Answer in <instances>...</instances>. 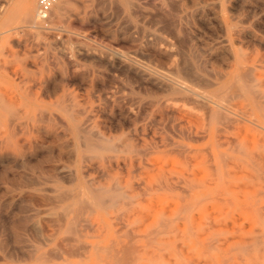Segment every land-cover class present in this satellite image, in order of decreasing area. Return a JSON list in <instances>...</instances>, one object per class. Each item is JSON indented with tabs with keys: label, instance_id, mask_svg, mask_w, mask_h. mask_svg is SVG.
<instances>
[{
	"label": "rangeland",
	"instance_id": "1",
	"mask_svg": "<svg viewBox=\"0 0 264 264\" xmlns=\"http://www.w3.org/2000/svg\"><path fill=\"white\" fill-rule=\"evenodd\" d=\"M62 1L43 22L37 0L33 20L25 0H0V264H264V0ZM113 51L196 71L206 105ZM214 104L224 113L207 116Z\"/></svg>",
	"mask_w": 264,
	"mask_h": 264
},
{
	"label": "bare ground",
	"instance_id": "2",
	"mask_svg": "<svg viewBox=\"0 0 264 264\" xmlns=\"http://www.w3.org/2000/svg\"><path fill=\"white\" fill-rule=\"evenodd\" d=\"M180 1V0H179ZM194 1V0H193ZM193 1H192V3H193ZM201 1V0H200ZM234 1V0H233ZM176 2V1H175ZM178 2V1H177ZM198 2V1H197ZM101 3V2H100ZM171 3V2H170ZM168 3L169 4V6L172 8V7H174V6H176L175 4L176 3ZM182 3H183V1H182ZM31 4H32V7H31ZM173 4V6H171ZM199 4V3H198ZM34 5H35V0H25V8H26V12H25V15H26V18L28 19V20H33V11H34V9H35V7H34ZM105 5H106V3H105ZM105 5H104V7H105ZM56 7L57 6V8H56V11H55V17L57 18V19H60L61 18V16L63 15V14H65V12L66 11H68L70 8H72V7H67V6H65L64 4H63V1L62 0H59L58 2H56L54 5H53V7ZM71 6V5H70ZM215 6V5H214ZM53 7H52V9H53ZM107 7V6H106ZM168 7V6H167ZM201 7V6H200ZM199 7V8H200ZM102 8V7H101ZM210 8V7H209ZM216 8H218V7H216ZM52 9H51V11H52ZM114 9V8H113ZM118 9H120V7L118 8ZM168 9H170V8H168ZM176 9V8H175ZM214 9H215V7H214ZM171 10H174V8H172ZM171 10H170V13L172 14V12H171ZM179 10V9H178ZM50 11V12H51ZM114 11V10H113ZM158 11V10H157ZM175 11V10H174ZM177 11V10H176ZM200 11H201V9H200ZM116 12V11H115ZM134 12H137V11H134ZM165 12V11H164ZM180 12V11H179ZM94 13V12H93ZM122 13V12H121ZM156 13V15H158L157 14V12H155ZM166 13H167V11H166ZM226 13V12H225ZM91 14V13H90ZM110 14V13H109ZM149 14V13H148ZM161 14V13H160ZM159 14V15H160ZM168 14H169V11H168ZM193 14V13H192ZM195 14V13H194ZM36 15H37V13H36ZM99 16H100V14H98ZM121 15V14H120ZM139 15V14H138ZM137 15V16H138ZM142 15V14H141ZM140 15V16H141ZM145 15V14H144ZM156 15H155V17H156ZM158 15V17H161V16H159ZM210 15V14H209ZM117 16V15H116ZM154 16V15H153ZM152 16V17H153ZM164 16V15H163ZM163 16H162V18H163ZM211 16V15H210ZM167 17V16H166ZM174 17H175V15H174ZM189 17V16H188ZM193 17V16H192ZM200 17V16H199ZM230 17V16H229ZM141 18V17H140ZM170 18V17H169ZM183 18V17H182ZM190 18V17H189ZM114 19V18H113ZM123 19H124V17H123ZM142 19V18H141ZM163 19H165L166 20V18H165V16H164V18ZM185 19V18H184ZM183 19V20H184ZM195 18H193V20H194ZM204 19V18H203ZM125 20V19H124ZM123 20V22H125ZM150 20V19H149ZM157 20V19H156ZM165 20L163 21L164 22V27H165ZM217 20H218V18H217ZM41 21V20H40ZM43 22H47L48 20H42ZM59 22H60V20H58ZM120 21H122V19L120 20ZM167 21H168V19H167ZM185 21V20H184ZM189 21V20H188ZM57 22V21H56ZM58 22V23H59ZM149 22V21H148ZM156 22V21H155ZM162 22V21H161ZM178 22V21H177ZM34 23V22H33ZM122 23V22H121ZM151 23V22H150ZM175 23H176V21H175ZM181 23V22H180ZM190 23V22H189ZM55 24V23H54ZM60 24V23H59ZM58 24V25H59ZM75 24H77L76 22H75ZM75 24H72V25H75ZM148 24V23H147ZM155 24V23H154ZM172 24V23H171ZM182 24V23H181ZM222 24V23H221ZM71 25V24H70ZM129 25V24H128ZM152 25H153V23H152ZM151 25V26H152ZM173 25V24H172ZM174 25H177V23L176 24H174ZM218 25V24H217ZM169 26V29H170V25H168ZM113 27V26H112ZM129 27H131V26H129ZM128 27V29H131V28H129ZM177 28V27H176ZM205 28V27H204ZM207 28V27H206ZM165 29V28H164ZM239 29V28H238ZM180 30H181V28H180ZM128 31V30H127ZM224 31V30H223ZM239 31V30H238ZM165 32H167L166 30H165ZM164 32V33H165ZM186 32V31H185ZM233 32H234V30H233ZM232 32V33H233ZM71 33H73V32H71ZM139 33H140V31H139ZM162 33V32H161ZM168 33V32H167ZM173 34V36L175 35L174 33H175V31H174V33H173V29H172V31H170L169 30V34ZM188 33V32H187ZM186 33V34H187ZM133 34V33H132ZM199 34V33H198ZM120 35V34H119ZM124 35V34H123ZM146 35V34H145ZM145 35H143V36H145ZM151 35V34H150ZM223 35V34H222ZM126 36V35H125ZM153 36V35H152ZM151 36V37H152ZM155 36V35H154ZM168 36V35H167ZM221 36V35H220ZM120 37V36H119ZM176 37V36H175ZM125 38V37H124ZM128 38V37H127ZM169 38H172V37H169ZM152 39V38H151ZM175 39V38H174ZM178 39V38H177ZM183 40L184 38H179V40ZM146 40H147V38H146ZM159 39H157V41H158ZM176 40V39H175ZM180 40V41H181ZM113 41H115V43H116V41L117 40H113ZM131 41V40H130ZM129 41V42H130ZM153 41V40H152ZM161 41V40H160ZM163 41V40H162ZM112 42V41H111ZM110 42V43H111ZM118 42V41H117ZM120 42V41H119ZM182 42V41H181ZM181 42H179L180 43V45L178 44V46H180L179 48H180V50H181V47H183V42H182V44H181ZM187 42H189V41H187ZM221 42H223V41H221ZM226 42H227V39H226ZM122 42H120V44H121ZM163 43V42H162ZM192 43V42H191ZM236 43V42H235ZM119 44V45H120ZM186 44V43H185ZM177 45V44H176ZM182 45V46H181ZM192 45V44H191ZM194 45V44H193ZM114 46H116V45H114ZM227 46V45H226ZM160 47V46H159ZM194 47V46H193ZM196 47V46H195ZM158 48V47H157ZM78 49V48H77ZM163 49V48H162ZM194 49V48H193ZM201 49V48H200ZM150 50V49H149ZM168 50V49H167ZM166 50V51H167ZM180 50H179V52H178V50H175V51H177L178 52V54L180 53ZM189 50H191V49H189ZM223 50V49H222ZM235 50V49H234ZM88 51V50H87ZM165 51V50H164ZM202 51V50H201ZM200 51V52H201ZM76 52V51H75ZM152 52V51H151ZM151 52H149V53H151ZM169 52V51H168ZM184 52V51H183ZM200 52H199V55H200ZM203 52V51H202ZM204 52H207V51H204ZM231 52V51H230ZM100 53H102V52H100ZM137 53H139V52H137ZM175 53V52H174ZM182 53V52H181ZM181 53H180V55H181ZM196 53V52H195ZM132 54V53H131ZM175 54H177V53H175ZM178 54L176 55V56H178ZM190 54V53H189ZM84 55V54H83ZM98 55V54H97ZM100 55V54H99ZM134 55V54H133ZM140 56H144V54L143 55H141V54H139ZM138 55V57H140ZM146 55V54H145ZM179 55V56H180ZM191 55V54H190ZM64 56H65V53H64ZM88 56V55H87ZM94 56V55H93ZM106 56V55H105ZM137 56V55H136ZM148 55H146L145 57H144V59H146V57H147ZM172 56V55H171ZM179 56H178V59L177 60H179ZM181 56H183V53H182V55ZM208 56V55H207ZM84 57V56H83ZM100 57V56H99ZM159 57V56H158ZM169 57V56H168ZM197 57V56H196ZM63 58V57H62ZM97 58H98V56H97ZM161 58H162V56H161ZM164 58V57H163ZM182 58V57H181ZM136 59V58H135ZM141 59V58H140ZM188 59V58H187ZM197 59V58H196ZM67 60V59H66ZM113 60L115 61V62H117V64L119 63L120 65H123V66H125V67H128L129 69H131V70H134V71H136V72H138L140 75H142V76H145L147 79H149L150 80V82L152 81V82H154L155 84H161V85H163V86H167V88H169V90L171 91V92H181V93H183L184 95H186V96H188V97H191V96H200L201 94H199L196 90H195V88L194 87H192L188 82H187V79L188 78H186L188 75H189V77H193L192 79H194V76H196V74H197V72L196 71H191L190 70V72H189V74H187L188 72H186V65H184L183 67L185 68V70H183V72L185 73L186 72V77L184 78L183 76H181L180 74H183V73H181V71H182V69L180 70V68L179 67H175V72H173L171 69L169 70V71H163V70H157V69H151V68H149L148 66H146V65H144V64H142V63H140V62H137L136 60H134L132 57H129V56H127V55H125L123 52H121V51H113ZM165 60V59H164ZM167 60H168V58H167ZM198 60V59H197ZM68 61V60H67ZM180 61H181V59H180ZM190 61V60H189ZM189 61H188V63H187V65L189 64ZM202 61V60H201ZM105 62V61H104ZM110 62V61H109ZM215 62V61H214ZM75 63V62H74ZM98 63V62H97ZM152 63V62H151ZM175 63V62H174ZM181 63H182V61H181ZM68 64H70V63H68ZM106 64V63H105ZM160 64V63H159ZM179 64H180V62H179ZM178 64V65H179ZM192 65V64H191ZM215 65V64H214ZM213 65V66H214ZM82 66V65H81ZM117 66V65H116ZM115 66V67H116ZM217 66V65H216ZM215 66V67H216ZM108 67V66H107ZM114 67V68H115ZM124 67V68H125ZM182 67V66H181ZM207 67H209V66H207ZM85 68V67H84ZM111 68V67H110ZM117 68V67H116ZM115 68V70H117ZM189 69H191V67H188ZM198 68V67H197ZM214 68V67H213ZM239 68H240V66H239ZM242 68V67H241ZM90 69V68H89ZM70 70V69H69ZM113 69H111V71H112ZM121 70V69H120ZM218 70V69H217ZM242 70V69H241ZM245 70H246V72H249L250 70H251V68L250 67H246L245 68ZM84 71V70H83ZM89 71V70H88ZM99 71V70H98ZM118 72H119V70H117ZM113 72V71H112ZM120 72H122V70L120 71ZM119 72V73H120ZM211 71H209V73H210ZM71 73V72H70ZM76 73H77V71H76ZM131 73L132 72H130V74L129 75H131ZM242 73H244V75H243V77H245V72H242ZM63 74V73H62ZM74 74V76H76L75 75V73H73ZM80 74V73H79ZM101 74V73H100ZM121 74V73H120ZM221 74V73H220ZM247 74V73H246ZM102 75V74H101ZM183 75H185V74H183ZM62 76V75H61ZM73 76V77H74ZM91 76V75H90ZM109 76V75H108ZM107 76V77H108ZM111 76V75H110ZM137 76V75H136ZM135 76V77H136ZM239 76H240V73H239ZM246 76H248V74L246 75ZM81 77V76H80ZM102 77V76H101ZM133 77V76H132ZM201 77V76H200ZM69 78V77H68ZM84 78V77H83ZM105 78V77H104ZM137 78V77H136ZM136 78H134V79H136ZM140 77H138V79H139ZM197 78H198V76H197ZM92 79V78H91ZM93 79H94V77H93ZM92 79V80H93ZM138 79H136V80H138ZM196 79V78H195ZM194 79V80H195ZM68 80V79H67ZM99 80V79H98ZM109 80H110V78H109ZM245 80V79H244ZM243 80V81H244ZM65 81V80H64ZM72 81V80H71ZM93 81H95V79L93 80ZM92 81V82H93ZM142 82V80H138V82ZM88 82V81H87ZM107 82H108V80H107ZM194 82H196V80L194 81ZM73 83V82H72ZM85 83V82H84ZM106 83V82H105ZM144 83V82H143ZM153 83V84H154ZM198 83H200V82H198ZM202 83V82H201ZM200 83V84H201ZM208 83L209 84H211L212 85V83L211 82H209L208 81ZM57 83L55 82V85H56ZM73 84H75V83H73ZM77 84V83H76ZM79 84V83H78ZM80 84H81V82H80ZM118 85H119V83H117ZM237 84L239 85V86H243V84H242V81H241V78H239V80L237 81ZM108 85V84H107ZM106 85V86H107ZM139 85V84H138ZM149 85H152V84H150L149 83ZM234 85V84H233ZM233 85L231 86V88L233 87ZM52 86V85H51ZM83 86H85V84L83 85ZM87 86H88V84H87ZM89 86L91 87V84L89 83ZM96 86V85H95ZM100 86V85H99ZM121 86V85H120ZM123 86V85H122ZM76 87V86H75ZM142 87H144V84H143V86H141V88ZM87 87H85V89H86ZM97 88H98V85H97ZM136 88H137V86H136ZM153 88V87H152ZM230 88V89H231ZM243 88V87H242ZM53 89V90H52ZM51 90L52 91H54V88H52ZM65 89V88H64ZM157 89H159V88H157ZM230 89L228 90V92L230 91ZM238 90V89H237ZM74 91V90H73ZM88 91H89V89H88ZM87 91V92H88ZM142 91H143V88H142ZM239 91H241L240 89H239ZM238 91V92H239ZM242 91H243V89H242ZM61 92H62V90H61ZM63 92H64V90H63ZM74 92H76V89H75V91ZM81 91H79V93H80ZM102 92V91H101ZM230 92H232V91H230ZM229 92V93H230ZM247 92H253V93H255V91L253 90V89H251V90H247ZM55 93V92H54ZM66 93V92H65ZM86 92H84V94H85ZM74 94H76V93H74ZM104 94V93H103ZM102 94V95H103ZM231 94V93H230ZM256 95H261V92H256L255 93ZM55 95H56V93H55ZM91 95V94H90ZM46 96V95H45ZM60 96V95H59ZM72 96V98H73V95H71ZM228 96H229V94H228ZM227 97V96H226ZM57 98V97H56ZM55 98V99H56ZM175 98V97H174ZM88 99V98H87ZM191 99V98H190ZM189 98H188V100L186 101V103L187 102H190L189 100H190ZM193 99V98H192ZM39 100H41V99H39ZM69 100V99H68ZM174 100H176V98L174 99ZM223 100H224V98H223ZM126 101H127V99H126ZM130 101V100H129ZM172 101V100H171ZM192 101H195V103L194 104H197V103H202L203 105H206L205 103H206V101H207V98L206 97H204V96H200V98H199V101L200 102H197L196 101V99H193ZM191 101V102H192ZM218 101V100H217ZM60 102H61V100H60ZM77 102H80V101H77ZM87 102V101H86ZM85 102V103H86ZM128 102V101H127ZM137 102V101H136ZM190 102V103H191ZM197 102V103H196ZM223 102V101H222ZM263 102V103H262ZM63 103V102H62ZM70 103V102H69ZM75 103V105H76V101L74 102ZM116 103V102H115ZM146 102H144L143 103V105L145 104ZM193 103V102H192ZM191 103V104H192ZM200 103V104H201ZM214 103V102H213ZM225 103V102H224ZM78 104V103H77ZM82 104V103H81ZM121 104V103H120ZM200 104H199V106H200ZM201 104V105H202ZM208 104V103H207ZM255 104L256 105H258L257 107H262V108H264V100H262L261 102L260 101H255ZM124 105V104H123ZM122 105V106H123ZM133 105V104H132ZM186 105V104H185ZM190 105V104H189ZM214 105H216V104H214ZM81 107H82V105H80ZM193 106V105H192ZM207 106H209V105H207ZM207 106H206V108H207ZM217 106V105H216ZM66 107V106H65ZM87 107V106H86ZM189 107V106H188ZM195 107V106H194ZM204 107L205 106H201L200 107V109H204ZM210 107V106H209ZM110 108V107H109ZM132 108H134V106L132 107ZM198 108V107H197ZM205 108V109H206ZM222 108H224V107H221V106H217V107H211V108H207L206 109V115L208 116H215L216 114H217V116H218V113H220V112H222V113H224L223 112V110H222ZM69 109V108H68ZM76 109V108H75ZM121 109V108H120ZM120 109H119V112H120ZM146 109H148V107L146 108ZM199 109V108H198ZM202 109V110H203ZM135 110V109H134ZM134 110H133V112H134ZM142 110H145L144 109V107H143V109ZM141 110V111H142ZM53 111V110H52ZM78 111V110H77ZM117 111V110H116ZM126 111V110H125ZM136 111V110H135ZM141 111H140V113H141ZM80 112H81V110H80ZM110 112V111H109ZM113 112V111H112ZM166 112V111H165ZM46 113V112H45ZM111 113V112H110ZM143 113V112H142ZM141 113V114H142ZM145 113V112H144ZM203 113V112H202ZM203 113V114H204ZM43 114V113H42ZM129 114V113H128ZM140 114V115H141ZM165 114V113H164ZM172 114H173V112H172ZM204 114V115H205ZM118 115V114H117ZM130 115H132V114H130ZM163 115V114H162ZM171 115V114H170ZM181 115V114H180ZM220 115V114H219ZM222 115V114H221ZM220 115V116H221ZM44 116V115H43ZM47 116V115H46ZM75 116H76V114H75ZM80 116V115H79ZM120 116V115H119ZM166 116H168V115H166ZM183 116V115H182ZM206 116V117H207ZM219 116V117H220ZM77 117V116H76ZM115 117V116H114ZM131 117V116H130ZM138 117V116H137ZM206 117H204L203 116V118H206ZM219 117H217V118H219ZM222 117V116H221ZM224 117V116H223ZM226 117V116H225ZM228 117V116H227ZM42 118V117H41ZM58 118V117H57ZM79 118V117H78ZM59 119V118H58ZM81 119V118H80ZM79 119V120H80ZM122 119V118H121ZM155 119V118H154ZM153 119V120H154ZM229 119H231V117L229 118ZM236 119V118H235ZM60 120V119H59ZM58 120V121H59ZM156 120V119H155ZM170 120H171V118H169V120H168V122H170ZM188 120V119H187ZM205 120V119H204ZM209 120V119H208ZM222 120V119H221ZM224 120V119H223ZM222 120V122H224ZM232 120V119H231ZM87 120H85V122H86ZM152 121V120H151ZM206 121V120H205ZM230 121V120H229ZM64 122V121H63ZM152 122H154V121H152ZM190 122V121H189ZM207 122V121H206ZM215 122V121H214ZM222 122H220L221 124H223ZM226 122H228V121H226ZM62 123V122H61ZM67 123V122H66ZM167 123V122H166ZM204 123V122H203ZM54 124V123H53ZM60 124V123H59ZM69 124V123H68ZM83 124H85V123H83ZM184 124V123H183ZM211 124V123H210ZM169 124H167L166 126H168ZM205 125V124H204ZM49 126H51L52 127V125H49ZM200 126V125H199ZM45 127V126H44ZM55 127V126H54ZM48 128V127H47ZM170 128V127H169ZM82 129V128H81ZM86 129V126H85V128H84V130ZM204 129H206L205 128V126H204ZM88 130H89V128H88ZM178 130V129H177ZM46 131V130H45ZM48 131H49V129H48ZM61 131V130H60ZM163 131V130H162ZM186 131V130H185ZM70 132H71V130H70ZM92 132V131H91ZM181 132V131H180ZM49 133H52V132H49ZM54 133V132H53ZM103 134V133H102ZM165 134V133H164ZM185 134V133H184ZM55 135V134H54ZM162 135V134H161ZM176 135V134H175ZM103 136V135H102ZM192 137L194 138V136L192 135ZM59 138V137H58ZM106 138V137H105ZM192 138V139H193ZM199 139H200V137H198ZM204 138V137H203ZM60 139V138H59ZM81 139V138H80ZM84 139H85V137H84ZM149 139V138H148ZM157 139V138H156ZM191 139V140H192ZM198 139V140H199ZM194 140H195V138H194ZM139 141V140H138ZM103 142H105V140H98V141H96V143H95V145H94V147H92V148H95V147H99V148H109V146L110 145H108V144H106V143H103ZM164 142V141H163ZM184 142V141H183ZM75 143V142H74ZM82 143V142H81ZM185 143V142H184ZM205 143V142H204ZM24 144V143H23ZM189 144V143H188ZM25 145V144H24ZM34 145V144H33ZM114 145H115V143H114ZM142 145V144H141ZM184 145H187V144H184ZM31 146V145H30ZM36 146V145H35ZM160 146V145H159ZM180 146V145H179ZM190 146V145H189ZM189 146H187L188 148H190ZM78 148H80L79 146H77ZM123 147V146H122ZM181 147V146H180ZM35 148V147H34ZM33 148V149H34ZM39 148V147H38ZM84 149V148H83ZM187 149V148H186ZM27 150V149H26ZM81 150H82V148H81ZM140 151V150H139ZM143 151V150H142ZM207 151V150H206ZM24 152V151H23ZM26 152V151H25ZM144 152V151H143ZM177 152V151H176ZM5 155H7V154H5ZM14 155H16L15 153H14ZM19 155V154H18ZM46 156V155H45ZM82 156V155H81ZM136 157V156H135ZM48 158V157H47ZM220 158H222L221 156H220ZM254 158V157H253ZM5 159V158H4ZM105 159V158H104ZM211 159V158H210ZM189 160V159H188ZM187 160V161H188ZM40 161V160H39ZM132 161V160H131ZM191 161V160H190ZM120 162V161H119ZM25 163V162H24ZM171 163V162H170ZM130 164V163H129ZM159 164V163H158ZM110 165V164H109ZM169 165V164H168ZM171 165V164H170ZM218 166V165H217ZM114 167V166H113ZM189 167V166H188ZM219 167V166H218ZM104 168V167H103ZM213 168V167H212ZM216 168V167H215ZM105 169V168H104ZM107 169H108V167H107ZM114 169V168H113ZM214 169V168H213ZM222 169V168H221ZM220 169V170H221ZM58 170V169H57ZM118 170V169H117ZM195 170V169H194ZM215 170V169H214ZM220 170L219 169H217L216 168V174H217V172H218V174H220ZM185 171V170H184ZM72 172H73V170H72ZM108 172H109V170H108ZM128 173H130V171L128 172ZM177 173V172H176ZM195 173V172H194ZM202 173V170H201V172H200V174ZM53 174V173H52ZM112 174V173H111ZM197 175H198V172L196 173ZM215 174V173H214ZM114 175H115V173H114ZM215 176V175H214ZM218 176H220V175H217V177ZM165 177V176H164ZM221 178V177H220ZM180 179V178H179ZM119 182V181H118ZM170 182V181H169ZM218 182V181H217ZM171 183V182H170ZM220 183V182H219ZM218 183V184H219ZM29 184H31V183H29ZM193 185V184H192ZM121 186V185H120ZM23 187H25V186H23ZM86 187V186H85ZM93 187H95V186H93ZM102 187V186H101ZM100 187V188H101ZM104 187V186H103ZM188 188H189V186H188ZM191 188V187H190ZM117 189V188H116ZM135 189V188H134ZM139 189V188H138ZM169 189V188H168ZM184 189V188H183ZM86 191H87V189H86ZM94 191H95V189H94ZM134 191V190H133ZM143 191V190H142ZM26 192V191H25ZM63 192V191H62ZM62 192H60V195H61V193ZM65 192V191H64ZM227 193V192H226ZM44 194H46V193H44ZM64 194H66V193H64ZM187 194V193H186ZM30 195V194H29ZM38 195H39V192H38ZM51 195V194H50ZM135 195V194H134ZM55 196H56V194H55ZM63 196V195H62ZM62 196L60 197V199L59 200H61L62 199ZM66 196V195H65ZM65 196H63L64 198H66ZM69 196V195H68ZM30 197H32V196H30ZM35 197V196H34ZM52 197V196H51ZM58 197H59V194H58ZM58 197L57 198H55L56 199V201H59L58 200ZM63 198V199H64ZM91 200H95V201H97V203H102V202H104V198L105 197H95V196H91ZM47 199H49V198H47ZM54 199V200H55ZM39 200V199H38ZM50 200H53L52 198L50 199ZM53 200V201H54ZM84 200V199H83ZM109 200V199H108ZM196 200V199H195ZM256 200V199H255ZM46 201V200H45ZM48 201V200H47ZM3 202V201H2ZM81 202V201H80ZM83 202V201H82ZM86 201H84V203H85ZM52 203V202H51ZM83 203V204H84ZM89 203V202H88ZM189 203V202H188ZM45 204V203H44ZM53 205H54V203H52ZM80 204V203H79ZM83 204H81V205H83ZM86 204V203H85ZM80 205V207H83V206H81ZM188 206V205H187ZM263 206V205H262ZM261 206V207H262ZM17 207V206H16ZM51 207H53V206H51ZM65 208V207H64ZM62 209V208H61ZM183 209L184 208H182V211H183ZM185 210V209H184ZM186 211V210H185ZM46 217V216H45ZM150 217V216H149ZM52 219V218H51ZM7 220V219H6ZM60 220H61V218H60ZM49 222V221H48ZM87 223V222H86ZM264 223V222H263ZM75 225V224H74ZM89 226V225H88ZM74 227V226H73ZM75 229V228H74ZM77 229V228H76ZM83 229V228H82ZM57 230V229H56ZM29 232V231H28ZM35 232H36V229H35ZM37 234V233H36ZM191 234V233H190ZM71 235V234H70ZM123 235V234H122ZM192 236V235H191ZM128 238H130L129 236H127ZM133 237V236H132ZM8 238V237H7ZM36 238V237H35ZM255 238V237H254ZM46 239V238H45ZM68 239V238H67ZM47 240V239H46ZM7 241V240H6ZM29 241V240H28ZM113 241V240H112ZM128 242V241H127ZM81 243V242H80ZM112 243V242H111ZM84 245V244H83ZM69 246V245H68ZM80 246V245H79ZM79 246H78V248H79ZM113 246V245H112ZM125 246V245H124ZM132 246V245H131ZM130 246V247H131ZM178 246V245H177ZM23 247V246H22ZM24 247H25V245H24ZM60 247V246H59ZM127 247V246H126ZM55 248H57V247H55ZM75 248H76V246H75ZM124 248V247H123ZM135 248V247H134ZM16 249H17V247H16ZM60 249H61V247H60ZM63 249V248H62ZM74 250V249H73ZM128 250H130V249H128ZM29 251V250H28ZM107 251V250H106ZM107 252H109V251H107ZM79 253V252H78ZM24 254V253H23ZM75 254V253H74ZM165 255V254H164ZM55 258V257H54ZM109 263V262H108ZM114 263V262H113ZM112 264V263H111Z\"/></svg>",
	"mask_w": 264,
	"mask_h": 264
},
{
	"label": "built area",
	"instance_id": "3",
	"mask_svg": "<svg viewBox=\"0 0 264 264\" xmlns=\"http://www.w3.org/2000/svg\"><path fill=\"white\" fill-rule=\"evenodd\" d=\"M59 0H37L36 13L39 19L45 20L53 7Z\"/></svg>",
	"mask_w": 264,
	"mask_h": 264
}]
</instances>
